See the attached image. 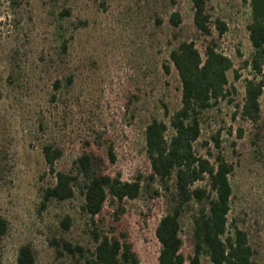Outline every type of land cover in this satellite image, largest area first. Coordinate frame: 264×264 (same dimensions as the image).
<instances>
[{"label":"rangeland","instance_id":"374dc122","mask_svg":"<svg viewBox=\"0 0 264 264\" xmlns=\"http://www.w3.org/2000/svg\"><path fill=\"white\" fill-rule=\"evenodd\" d=\"M65 10L69 15L61 14ZM174 13L178 26L171 23ZM207 13L209 37L193 26L191 0H0V219L6 224L0 264H15L22 247L32 251L34 264H73L57 254L53 241L95 246L78 192L42 208V193L54 184L43 159L45 145L62 150L58 171H70L80 155L90 153L100 160L98 172L140 181L139 196L123 203L118 220L109 200L95 220L103 232L124 235L139 264H158L154 231L166 207L163 191L149 180L144 132L153 120L169 126L180 107L169 55L184 41L194 42L201 54L213 43L233 63L227 87L234 92L201 115L194 148L211 162L221 155L232 166L228 225L246 233L255 261L264 264V89L258 123L241 116L245 81L253 77L247 65L249 2L209 0ZM216 20L226 25L222 35ZM166 135H172L170 128ZM197 210L193 205L180 219L185 259L192 255ZM66 216L71 225L64 231Z\"/></svg>","mask_w":264,"mask_h":264},{"label":"trees","instance_id":"16d2710c","mask_svg":"<svg viewBox=\"0 0 264 264\" xmlns=\"http://www.w3.org/2000/svg\"><path fill=\"white\" fill-rule=\"evenodd\" d=\"M209 0H191L193 26L203 36H211V21L207 13ZM250 23L247 27L252 53L247 65L253 77L244 85V102L241 116L251 122L260 120L259 99L263 93L264 80V0H248ZM62 15H69L65 10ZM180 16L172 14L171 23L178 26ZM219 35L226 31V25L215 21ZM63 50L66 46L63 45ZM169 63L175 69L180 83V107L170 117L169 126L153 120L145 128L146 156L150 163L149 180L163 191L166 213L160 218L154 234L160 245L158 264H258L246 233L237 227H229L228 214L232 196L229 176L232 166L223 156L217 155L211 162L198 155L194 144L200 137L201 115L218 105L234 92L229 89L227 73L233 63L217 51L211 43L201 54L192 41L181 42L169 55ZM166 72L169 68H165ZM235 78L238 75L235 74ZM71 83V80H68ZM59 83H55V88ZM172 135L167 137L168 129ZM43 159L54 184L42 193V208L50 202H67L76 193L82 197V211L89 217L92 226L90 235L95 243L92 250L64 239L53 241L59 256L67 255L73 264H139L132 245L124 235L118 238L103 232L95 218L111 201L117 208L115 215L123 213V203L136 199L141 191L140 181H123L119 176L111 177L99 171L100 160L90 153H83L72 164L68 172L58 171L56 163L63 156L59 148L45 145ZM111 163L115 155L111 146L107 148ZM206 181V186L195 184ZM156 194L158 192L156 191ZM193 205L198 210L192 222V255L185 259L181 253L180 219ZM71 219L66 216L61 222L64 231L70 228ZM6 231V224L0 219V236ZM35 258L28 247L19 249L15 264H34Z\"/></svg>","mask_w":264,"mask_h":264}]
</instances>
